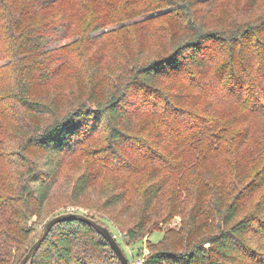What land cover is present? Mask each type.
<instances>
[{
  "label": "trees",
  "instance_id": "1",
  "mask_svg": "<svg viewBox=\"0 0 264 264\" xmlns=\"http://www.w3.org/2000/svg\"><path fill=\"white\" fill-rule=\"evenodd\" d=\"M220 1L0 0V60L10 57L15 70L13 81L0 85V114L9 116L4 103L11 109L7 121L0 120V264H19L26 255L40 234L37 225L48 220L44 213L65 166L79 152L87 164L70 187L71 202L107 173L145 175L136 220L121 226L120 246L181 215L177 228L147 242L143 264H264V144L256 147L250 122L264 113V10L254 19L245 15L263 0L242 3L243 21L212 25ZM161 9L131 28L140 37L149 25L148 35L163 38L157 52L147 54L138 43L121 59L106 57L102 30L118 13L127 18ZM80 22L83 46L64 44ZM66 72L74 87L49 88ZM192 94L205 97L201 108L193 106ZM233 100L242 107L238 114H211L217 103ZM214 125L235 130L224 139ZM198 139L210 145L197 160L187 159ZM220 148L231 167L227 187L213 175ZM186 169L201 180L174 184ZM118 187L99 206L109 216L73 212L114 233L110 224H120V215L112 208L127 196L124 184ZM141 253L125 254L131 264ZM25 264L121 263L91 224L63 220Z\"/></svg>",
  "mask_w": 264,
  "mask_h": 264
},
{
  "label": "rangeland",
  "instance_id": "2",
  "mask_svg": "<svg viewBox=\"0 0 264 264\" xmlns=\"http://www.w3.org/2000/svg\"><path fill=\"white\" fill-rule=\"evenodd\" d=\"M245 0H221L216 7V9L213 11L212 14H210V24L212 25H221V26H229L234 21L240 20L243 21L247 17L254 19L259 14L263 13L264 10V0L262 3V6H260L256 11H254L251 15L245 14L243 11L241 12L240 9L242 7V3ZM120 9V8H119ZM166 9H161L160 11H154L153 13H149V11H144V13H136L128 16L127 18H124L125 14H119L116 17V22L110 23L106 28H104L102 31H105L107 34V37L103 39V48L104 52L106 54V57L110 60L114 58L120 57L122 52L128 53L130 51H133L135 46L138 43H141V45H145L147 54L157 52L163 45L162 40L163 38H159L156 36H150L147 33L150 31V26L146 27L141 31L140 37H137V33L132 31V26L134 23L138 24L136 26H141L144 24L143 21L147 19L151 15H156L160 12L165 11ZM143 11V10H142ZM137 10V12H142ZM124 12H126L124 10ZM244 13V14H242ZM242 14V15H241ZM127 15V14H126ZM73 34L69 39L64 41V44L72 43V45H76L79 47H82L83 45H80V39L81 37V29H83V22H80L76 24ZM101 32V31H99ZM98 32H95L92 34L96 35ZM140 33V32H138ZM125 37V38H124ZM94 45H97L96 42L92 41ZM143 45V46H144ZM78 47V48H79ZM85 47V46H84ZM92 45H89V49L87 50L90 52V49L92 48ZM124 53V54H125ZM74 62L77 63L78 68L82 65V60L77 57L78 54H74ZM10 57H4L0 60V67H2L4 73L2 76H0V85L2 86V82H12L15 75V70L13 63H9ZM8 64V65H7ZM72 74L70 72H66L61 77L57 78L53 81V83L49 86L52 87V89H63V88H70V86L74 87L76 79H74ZM3 79V81H2ZM188 91H193L191 89H188ZM192 104L194 107L201 108V104L205 101V97L200 95L196 96L195 94H192ZM196 96V98L194 97ZM2 104V103H1ZM5 106L2 108H7L9 111V116L11 113L10 106L6 103H4ZM216 107L218 108V111H211L214 113H211L215 117H219V113H223L225 115L227 114H238L242 107L240 106L237 101H223L220 103H217ZM219 112V113H218ZM231 115H228L227 117H232ZM8 115L0 114V120L6 122ZM143 117H148V114H143ZM210 117V118H215ZM9 121V120H8ZM225 121V120H224ZM251 122V130H252V138L255 139L256 147L257 145L260 146L264 144V113L256 114L252 119ZM215 126V125H214ZM240 128V127H236ZM235 130V127H230L229 130L225 132H221L220 128L215 126V134L216 136H222L224 139H229L233 131ZM194 150L190 153H186L187 159H192L193 161L197 160V157L199 153L207 149L208 145H210L209 141L207 139H198L194 142ZM215 148V147H214ZM213 148V149H214ZM90 150V147L88 146V151ZM212 150V149H211ZM225 149H218L214 153L216 156L212 158L213 161V175L215 181L220 183L221 181L224 183V185L228 186L229 181V171L231 170L228 154L224 152ZM88 156L84 155V153L79 152V154H76L72 156L71 159H69L67 165L64 168V171L62 172V177L60 179L59 185L56 187V189L53 192V195L51 196L48 204H47V210L44 213V221L58 215L60 211L67 210L69 208H74L75 210H89L92 214L97 216H109L110 211H106L105 208H100L105 200L109 195H111L112 192H117L119 190L118 185L124 184V188L127 192V196L125 201H122L119 205L115 206V208L112 210L114 211V214L120 215L119 222L120 224H110V227L113 229V232L118 235L117 238H119V235L121 234V226H127L132 224L136 220L137 216V208H138V199H139V191L142 189V187L146 183L145 175H138V174H132V175H120L119 177L116 176V174L107 173L106 175H103L102 178L96 180L93 182V184L89 187V189L86 191L85 195L80 199L78 202H71L69 199V190L72 186L74 180L79 175L83 167L87 164L86 158ZM201 157V156H200ZM199 157V158H200ZM196 158V159H195ZM209 159V158H208ZM217 171V172H216ZM220 171V173L218 172ZM201 180L200 175L195 174L194 172L190 171L189 169L183 170L182 173H180L175 180L174 184H179L181 182H190L189 184L193 183L196 184ZM169 194V192H167ZM166 194V196H167ZM191 202V197L187 199V206L189 207V203ZM131 205L129 210L126 211L124 208L125 205ZM86 206V207H85ZM111 210V211H112ZM109 212V214H108ZM62 213V212H61ZM82 213V212H80ZM123 214V215H122ZM32 219H35L33 217ZM104 222V221H103ZM181 222V215L177 214L173 216L170 220L167 222H159L157 225H154L151 227V234L146 235L142 241L137 242L135 244L131 245H122V249L124 253L127 254H134L137 252L138 248H141L143 251V248L148 249L147 242H156L162 235L163 230L169 229V228H177ZM103 224V223H102ZM105 225V224H104ZM41 230V224H38L36 227V232L38 233ZM141 246V247H138Z\"/></svg>",
  "mask_w": 264,
  "mask_h": 264
},
{
  "label": "water",
  "instance_id": "3",
  "mask_svg": "<svg viewBox=\"0 0 264 264\" xmlns=\"http://www.w3.org/2000/svg\"><path fill=\"white\" fill-rule=\"evenodd\" d=\"M63 220H82L91 224L97 232H99L103 238L109 243L115 254L117 255L121 264H130L128 257L124 253L118 241L113 236L112 231L104 224L97 222L93 218L86 216L85 214L78 212H62L49 218L41 228L40 234L38 235L35 242L29 248L26 255L23 257L19 264H25L37 251L42 241L45 239L51 228L58 222Z\"/></svg>",
  "mask_w": 264,
  "mask_h": 264
},
{
  "label": "built area",
  "instance_id": "4",
  "mask_svg": "<svg viewBox=\"0 0 264 264\" xmlns=\"http://www.w3.org/2000/svg\"><path fill=\"white\" fill-rule=\"evenodd\" d=\"M74 208H69L67 209L66 212H73ZM113 236L115 237V239L118 237L117 234L113 233ZM148 253V249L143 248V251L140 255L136 256L133 261L131 262V264H143L144 262V255Z\"/></svg>",
  "mask_w": 264,
  "mask_h": 264
},
{
  "label": "snow or ice",
  "instance_id": "5",
  "mask_svg": "<svg viewBox=\"0 0 264 264\" xmlns=\"http://www.w3.org/2000/svg\"><path fill=\"white\" fill-rule=\"evenodd\" d=\"M57 131H58V129H57Z\"/></svg>",
  "mask_w": 264,
  "mask_h": 264
}]
</instances>
